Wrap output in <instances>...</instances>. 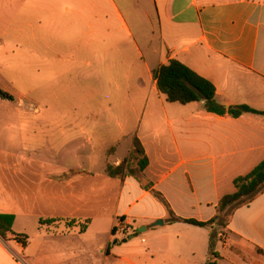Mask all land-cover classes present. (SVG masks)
<instances>
[{
    "label": "crops",
    "instance_id": "0c3cea01",
    "mask_svg": "<svg viewBox=\"0 0 264 264\" xmlns=\"http://www.w3.org/2000/svg\"><path fill=\"white\" fill-rule=\"evenodd\" d=\"M0 25L58 77L93 63L109 72L103 87L73 80L81 111L19 114L24 153L0 146V215L27 237L0 236V264H264V190L224 227L171 220L216 215L233 179L264 158V115L166 102L153 78L176 59L224 108L264 111V0H0ZM99 101L120 106L113 121H99ZM35 131L34 143L70 160L33 158ZM133 138L146 167L109 177L106 164L128 157Z\"/></svg>",
    "mask_w": 264,
    "mask_h": 264
},
{
    "label": "rangeland",
    "instance_id": "374dc122",
    "mask_svg": "<svg viewBox=\"0 0 264 264\" xmlns=\"http://www.w3.org/2000/svg\"><path fill=\"white\" fill-rule=\"evenodd\" d=\"M3 26L0 25V89L11 95L13 99L0 97V146L15 150L17 153H24V131L21 127L23 121L18 119L19 114L38 115L40 113L81 111L82 105L79 107L75 105L71 96L73 80L86 86V82L90 78L95 81L97 87H103L108 85L109 72L101 71L100 65L93 63L90 67H82V72H76L75 75L71 71H66L62 77H58L55 72L47 71L45 66H42L40 56H28L25 53V46L16 49L15 44L20 42L12 41L11 38L3 34ZM95 65L98 66L95 67ZM96 111L101 113L99 121L109 123L113 121L111 114H119L120 106L104 105L99 101L96 102ZM37 121L39 122V120ZM37 121L33 119L32 123ZM7 124H11L12 127L9 129ZM34 127L31 126V129L34 130ZM29 129L30 126L27 125L26 131ZM34 134L37 135L32 137L33 145H28L26 148L28 151L31 150L33 158L70 160L71 156L67 154V151L52 152L44 145H40L39 142L34 143V138L36 141L39 140V133L35 131ZM27 135L28 133H26ZM128 146L129 139L127 138L121 143L118 155L126 154ZM134 166L135 163L130 156V170L132 167L137 171Z\"/></svg>",
    "mask_w": 264,
    "mask_h": 264
},
{
    "label": "trees",
    "instance_id": "16d2710c",
    "mask_svg": "<svg viewBox=\"0 0 264 264\" xmlns=\"http://www.w3.org/2000/svg\"><path fill=\"white\" fill-rule=\"evenodd\" d=\"M153 78L160 94L164 96L166 102H176L186 104L195 101H202L203 108L218 115H229L238 117L244 113L261 114L264 111L256 110L249 105H230L224 108L215 99V88L207 79L199 76L185 64L176 59H170L167 63L160 65L153 71ZM0 97L12 100V96L0 89ZM132 152L119 165L106 164L105 172L109 177H121L130 170L129 157L133 158L137 171H142L147 163V157L136 138L132 141ZM235 188L233 193L225 194L217 204L216 215L208 221L202 222L194 219L172 218V221L182 220L184 222L205 227L216 224L224 227L227 217L233 209L249 203L257 194L264 190V158L248 173L237 176L233 179ZM13 216L0 215V236L4 239H16L23 245L26 243L25 235L15 233L12 228ZM54 219H40V222H52ZM214 235L211 236V240ZM214 255V252L211 251ZM206 264H218L216 261H208Z\"/></svg>",
    "mask_w": 264,
    "mask_h": 264
},
{
    "label": "built area",
    "instance_id": "2783aa9c",
    "mask_svg": "<svg viewBox=\"0 0 264 264\" xmlns=\"http://www.w3.org/2000/svg\"><path fill=\"white\" fill-rule=\"evenodd\" d=\"M117 226L120 228V229H123V230H129L127 224L123 221H119ZM133 234V233H132ZM131 235V234H130Z\"/></svg>",
    "mask_w": 264,
    "mask_h": 264
},
{
    "label": "water",
    "instance_id": "95a60500",
    "mask_svg": "<svg viewBox=\"0 0 264 264\" xmlns=\"http://www.w3.org/2000/svg\"><path fill=\"white\" fill-rule=\"evenodd\" d=\"M161 223H162V221H160V220L157 222V224H161ZM142 230H143V229H142ZM139 231H141V230H139ZM129 238H130V237H129Z\"/></svg>",
    "mask_w": 264,
    "mask_h": 264
}]
</instances>
